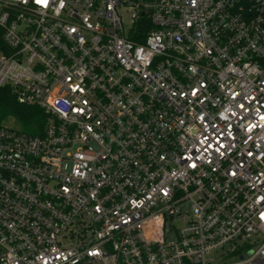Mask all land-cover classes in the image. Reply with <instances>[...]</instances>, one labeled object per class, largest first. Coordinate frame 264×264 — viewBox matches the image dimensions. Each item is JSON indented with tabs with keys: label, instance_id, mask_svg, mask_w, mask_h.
Returning <instances> with one entry per match:
<instances>
[{
	"label": "built area",
	"instance_id": "built-area-1",
	"mask_svg": "<svg viewBox=\"0 0 264 264\" xmlns=\"http://www.w3.org/2000/svg\"><path fill=\"white\" fill-rule=\"evenodd\" d=\"M0 89V264H264V0H0Z\"/></svg>",
	"mask_w": 264,
	"mask_h": 264
},
{
	"label": "trees",
	"instance_id": "trees-1",
	"mask_svg": "<svg viewBox=\"0 0 264 264\" xmlns=\"http://www.w3.org/2000/svg\"><path fill=\"white\" fill-rule=\"evenodd\" d=\"M9 117L21 122L25 131H30L39 114L38 109L18 103L10 91L0 89V123Z\"/></svg>",
	"mask_w": 264,
	"mask_h": 264
},
{
	"label": "rangeland",
	"instance_id": "rangeland-1",
	"mask_svg": "<svg viewBox=\"0 0 264 264\" xmlns=\"http://www.w3.org/2000/svg\"><path fill=\"white\" fill-rule=\"evenodd\" d=\"M4 122L8 123L10 125H13L16 128H18V126H19L14 117H10V118L6 119Z\"/></svg>",
	"mask_w": 264,
	"mask_h": 264
},
{
	"label": "snow or ice",
	"instance_id": "snow-or-ice-1",
	"mask_svg": "<svg viewBox=\"0 0 264 264\" xmlns=\"http://www.w3.org/2000/svg\"><path fill=\"white\" fill-rule=\"evenodd\" d=\"M37 2H40V0H37ZM45 2H46V0H45Z\"/></svg>",
	"mask_w": 264,
	"mask_h": 264
}]
</instances>
